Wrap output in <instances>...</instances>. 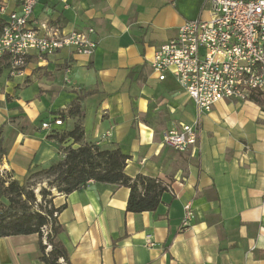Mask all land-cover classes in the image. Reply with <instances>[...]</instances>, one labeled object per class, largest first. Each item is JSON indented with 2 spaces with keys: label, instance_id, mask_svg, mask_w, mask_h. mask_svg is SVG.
Segmentation results:
<instances>
[{
  "label": "crops",
  "instance_id": "crops-1",
  "mask_svg": "<svg viewBox=\"0 0 264 264\" xmlns=\"http://www.w3.org/2000/svg\"><path fill=\"white\" fill-rule=\"evenodd\" d=\"M206 1L68 0L63 8L39 0L35 21L64 33L93 28L94 53L33 56L14 77L0 63L2 176L23 183L29 170L61 160V148H77L53 137L74 129L67 112L76 103L80 144L118 147L128 177L166 187L154 212L138 214L125 210L129 189L113 184L51 195L68 254L58 264H264V91L262 104L224 100L200 112L171 76L158 81L149 67L184 22L208 18ZM0 6L12 11L15 0ZM54 119L61 125L41 128ZM183 125L195 126L197 144L178 153L162 135ZM188 204L195 219L182 229ZM39 257L37 234L0 238V264H44Z\"/></svg>",
  "mask_w": 264,
  "mask_h": 264
},
{
  "label": "built area",
  "instance_id": "built-area-1",
  "mask_svg": "<svg viewBox=\"0 0 264 264\" xmlns=\"http://www.w3.org/2000/svg\"><path fill=\"white\" fill-rule=\"evenodd\" d=\"M63 8L68 0H60ZM39 0H15L16 8L8 11L0 30V63L10 77L21 75L33 56L39 62L64 49L91 56L97 43L91 39L93 28L64 33L45 21L33 18ZM207 19L184 22L175 38L160 46L149 60L152 74L158 81L171 76L194 102L200 112H209L218 102L250 100L264 91V0H207ZM61 120L44 122L50 130ZM162 143L178 153L197 144L195 126L183 125L163 133ZM181 228H188L195 219L189 204ZM56 215V214H54ZM46 251L50 232L41 229Z\"/></svg>",
  "mask_w": 264,
  "mask_h": 264
},
{
  "label": "trees",
  "instance_id": "trees-1",
  "mask_svg": "<svg viewBox=\"0 0 264 264\" xmlns=\"http://www.w3.org/2000/svg\"><path fill=\"white\" fill-rule=\"evenodd\" d=\"M262 93L251 97V101L262 104ZM80 100V98L78 99ZM67 114L78 119L74 129L55 137L58 143L65 138L79 144L77 148L66 146L61 148L62 159L47 168L29 170L23 183L10 180L0 174V238L16 235L37 234L39 241L40 261L44 264H58L59 260L68 262V254L58 236L63 232L57 221V214L62 207L52 205L51 193L46 188L39 191L40 201L30 188V180L42 176L41 182L54 188L57 193L70 194L86 187L87 183H106L129 189L126 212H154L160 204L161 195L166 187L158 180L142 175L128 177L125 172L128 156L118 147L101 149L94 144H80L83 131L80 124L81 111L79 104L71 103ZM4 150L0 146V159ZM36 184L39 182H35ZM56 214V215H54ZM47 227L50 232L46 241L51 249L46 251L42 241L41 229Z\"/></svg>",
  "mask_w": 264,
  "mask_h": 264
},
{
  "label": "rangeland",
  "instance_id": "rangeland-1",
  "mask_svg": "<svg viewBox=\"0 0 264 264\" xmlns=\"http://www.w3.org/2000/svg\"><path fill=\"white\" fill-rule=\"evenodd\" d=\"M3 73L4 72L0 70V74H3ZM41 181H42V176H37V177H34L32 180H30V184H34L30 188L34 191L37 197H39V191L41 190V188H46L47 191H50L51 195H53L54 193H57V191L54 188L48 187L46 182H41ZM35 182H39V183L36 184Z\"/></svg>",
  "mask_w": 264,
  "mask_h": 264
}]
</instances>
